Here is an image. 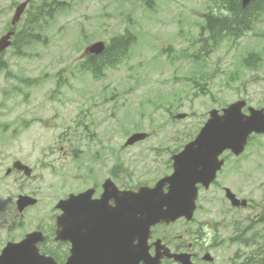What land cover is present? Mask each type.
Segmentation results:
<instances>
[{
    "label": "rangeland",
    "instance_id": "374dc122",
    "mask_svg": "<svg viewBox=\"0 0 264 264\" xmlns=\"http://www.w3.org/2000/svg\"><path fill=\"white\" fill-rule=\"evenodd\" d=\"M20 1L0 0V35ZM207 8L214 9L211 0H75L53 19L43 18L41 35L23 46L22 54L11 46L0 55V64H5L0 68V249L48 216L50 202L80 187L78 180L66 179L80 172L74 158L65 166L73 172L66 174L62 153L52 146L61 130L69 129L70 142L65 145L73 152L89 145L88 136L113 138L126 180L151 184L170 172L171 154L196 136L211 108L238 98L264 106V11L243 37L206 52L199 31ZM127 27L136 41L120 64L107 67L100 79L80 71L86 45L107 42ZM251 52L259 56L253 68L244 63ZM58 78L65 82L61 87L55 83ZM167 105L187 115L169 120ZM141 131L148 133L147 139L124 145L132 133ZM43 148L50 153L42 156ZM93 150L95 145L79 157L93 163ZM243 153V177L219 178L216 185L228 186L248 200L240 210L219 208L220 214L242 218L248 237L249 224L252 231L264 233V195L256 191L264 181L263 136H255ZM16 159L31 167L30 177L15 171L5 174ZM251 180L258 184L249 185ZM21 193L38 202L26 208L19 221L15 199ZM200 213L213 216L214 210L201 207ZM263 239L258 236L249 247L261 261ZM241 246L226 245L230 249L225 264ZM242 258L243 254L234 263Z\"/></svg>",
    "mask_w": 264,
    "mask_h": 264
},
{
    "label": "water",
    "instance_id": "95a60500",
    "mask_svg": "<svg viewBox=\"0 0 264 264\" xmlns=\"http://www.w3.org/2000/svg\"><path fill=\"white\" fill-rule=\"evenodd\" d=\"M250 0H242L246 5ZM23 5L17 9V15L21 12ZM7 36L0 39V50L8 42ZM103 43L98 41L91 44L86 51L91 53H101ZM244 101L240 100L224 110L222 117L217 116L215 110L210 112L206 126L202 129L197 139L187 144L184 149L173 159V171L170 175L160 179L153 188L142 187L138 192L127 191L125 193L115 194V190L110 187L100 199L103 201V223L100 225L99 233L104 236L103 243L110 245L115 240V235L122 232L127 227H144L147 229L152 223L159 219H170L176 215L190 216L194 208L193 199L195 196V182H203L207 185L215 176L216 155L225 147L232 148L239 153L252 130L264 131V109H250L251 116L244 117L241 114V107ZM236 111L233 121L229 118ZM145 134H133L130 142L143 138ZM19 167V166H17ZM165 183L169 184L168 191L163 192L162 187ZM114 192V193H113ZM115 197L116 200L128 201L127 218L123 217V208L120 206L115 210L108 209L106 200L108 197ZM86 200L84 193L69 195L63 202L71 201V207H67L62 202V210H75L83 208L84 210L97 211L98 207L81 205ZM237 201V200H236ZM87 234V233H86ZM33 234H28L24 239L17 243L8 242L0 253V264H33L32 252L35 250ZM117 256H114L116 258ZM112 257V260L114 259ZM114 263V262H113ZM111 262L105 264H113ZM117 264H121L119 258Z\"/></svg>",
    "mask_w": 264,
    "mask_h": 264
},
{
    "label": "flooded vegetation",
    "instance_id": "af4514ba",
    "mask_svg": "<svg viewBox=\"0 0 264 264\" xmlns=\"http://www.w3.org/2000/svg\"><path fill=\"white\" fill-rule=\"evenodd\" d=\"M94 140L90 144L95 145V150L90 154L94 160L79 158L78 167L81 170L77 180L80 183L79 191L92 189L90 199L98 197L102 192V187L106 179H110L115 186L120 190L134 189L133 186L126 180V176L121 175L123 163L119 160L116 152L113 149V138H90ZM122 177L125 181L122 180ZM114 207L115 202L109 200ZM209 226L214 230V224ZM203 224L197 222L194 224L188 221L177 219L173 222L160 221L150 227L149 238L146 239L147 244H157L161 256L160 262L163 264H183L175 260L173 257H168L166 253H180L184 256L182 261L193 264H225L224 260L220 259L218 251L207 249L200 243L199 237L205 236L203 233ZM204 239V238H203ZM42 245H40V248ZM69 243L62 244L54 243L51 248H44L42 252L52 255L58 263H64L69 255ZM208 248L213 247L212 243L207 245ZM1 250V249H0ZM150 254L155 253L154 248H150ZM91 264L89 260L84 261ZM140 264H144L140 262ZM239 264H246L245 259H242Z\"/></svg>",
    "mask_w": 264,
    "mask_h": 264
},
{
    "label": "trees",
    "instance_id": "16d2710c",
    "mask_svg": "<svg viewBox=\"0 0 264 264\" xmlns=\"http://www.w3.org/2000/svg\"><path fill=\"white\" fill-rule=\"evenodd\" d=\"M257 1L255 0L245 9H241L239 0H225V6L229 8L231 14L229 16H222L221 18L206 17L207 27L213 34H217L223 30L225 32H233L247 28L250 18L257 10L253 8V4ZM262 1L264 4V0ZM130 41L131 38L128 33L113 38L101 55L89 57L85 65L89 66L90 62H93L96 66H99V64L109 65L115 63L118 61L120 53L128 47Z\"/></svg>",
    "mask_w": 264,
    "mask_h": 264
}]
</instances>
